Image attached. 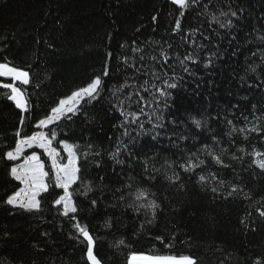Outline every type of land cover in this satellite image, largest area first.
I'll list each match as a JSON object with an SVG mask.
<instances>
[{"label":"trees","instance_id":"16d2710c","mask_svg":"<svg viewBox=\"0 0 264 264\" xmlns=\"http://www.w3.org/2000/svg\"><path fill=\"white\" fill-rule=\"evenodd\" d=\"M189 5L0 0V62L30 74L28 85L16 84L27 111L0 87V264H89L77 223L93 236L102 264H129L134 255L191 256L198 264H264V171L258 166L264 160V0H189ZM230 11L237 15H221ZM213 15L231 25L220 27ZM162 52L169 57L166 65ZM106 62L109 75L102 77L98 98L85 97L75 113L44 129L50 138V129L57 133L54 148L61 150L63 142L74 146L84 184L93 187L87 196L76 194L83 191L79 181L70 189L78 213L65 217L62 205L54 204L63 190L54 187L44 155L49 190L38 197L41 210L7 205L21 183L10 176L17 162L8 161L6 151L36 134L39 120L87 86ZM153 73L177 86L167 89L166 105L153 100L155 89L142 92L144 114L126 124L124 135L117 98L134 89L126 87L116 97L112 92L144 80L161 86L162 79ZM1 83L12 81L0 78ZM127 110L136 112L138 106L133 103ZM153 112L162 117V129H153ZM195 120L201 121L200 128ZM120 142L127 148H121L123 163L117 164L111 153ZM188 161L204 163L185 172L180 165ZM59 162L64 163L62 152ZM174 176L179 179H167ZM233 187L238 191L230 196ZM140 192L147 198L137 200ZM93 199L95 206L90 205ZM152 201L159 208L153 210Z\"/></svg>","mask_w":264,"mask_h":264},{"label":"snow or ice","instance_id":"6c2138e0","mask_svg":"<svg viewBox=\"0 0 264 264\" xmlns=\"http://www.w3.org/2000/svg\"><path fill=\"white\" fill-rule=\"evenodd\" d=\"M171 3L175 5H179L180 8L185 9L188 8L189 0H170ZM199 0H192V3H198ZM229 14L233 17L237 15V12L230 11L229 12H221V15L223 16H229ZM180 15L183 16V11L180 12ZM153 20H155V17H153ZM212 20L219 23L220 27L226 28L231 25V20H228L227 23H221L219 19L213 15ZM181 27L180 20L177 19L175 21V30H179ZM138 49H133V51H137ZM163 56V62L166 65L168 62L169 57L166 53H161ZM108 56L110 57L111 54L109 53ZM143 59V57H141ZM152 59H156V57H152ZM185 59L192 61L193 63H196V60L191 54H186ZM127 63V61H126ZM181 64H183V60L181 61ZM135 67V65H133ZM143 67V66H142ZM185 71H188V68H184ZM109 75L108 65L107 62L105 63L104 68L102 69L101 73L99 75H96L92 81L87 84V86L75 91L72 94L71 100L73 103L77 100L84 99L85 97L87 100H94L97 99L103 85V79L102 77H107ZM154 79L160 80L162 79V85L158 86L155 83L149 84L148 80H144L142 84H140L138 87L135 85H128L125 83L124 85H121L119 88H116L112 95L116 97L117 93H123L124 88H132L133 91H129L125 96L124 99L117 98V105L116 110L119 111L120 115L124 117V123H122L120 126L125 129L124 135H128L126 124L129 123H137L139 121V116L144 114V97L141 95V93H148L150 89H155V92L152 93L153 100L159 104L161 101L167 104L166 97L168 96L167 89L175 88L177 85L175 83H169V80L167 77H162L161 75H157L155 73L152 74ZM0 77H7L11 78L12 81H19L23 85H28L30 83V74L28 71L19 70L14 66H11L8 62H0ZM0 87L4 89H10V95L8 96V99L15 102V105L17 108H21L25 111H27L25 101L22 98L21 89L19 87H16L14 83H2L0 84ZM133 97H135V100H133ZM87 102V101H86ZM133 103H135L138 106V110L136 112H129L127 110L128 107H130ZM66 101L61 100L60 101V107L53 108L51 110L52 115L39 120V127H47L50 123H54L57 121V117L59 114L65 111ZM160 109H157L159 111ZM76 109L74 107H67V112H73L75 113ZM155 118V123L153 124V129L156 128H163L164 125L162 123V117L156 115L155 112L151 114ZM129 117H131V120H129ZM23 121L21 120V124ZM196 126V128L201 127V121L195 120L193 122ZM137 126L141 129H143V124L138 123ZM253 132H258L259 130L257 128L252 129ZM158 134V133H157ZM16 135H19V132L16 133ZM50 136L48 133L44 132H38L34 135L28 136L26 138L20 139L16 142L14 150L6 151L5 156L8 161H15L18 160L21 155L24 152L25 147L31 148L33 146L39 147L44 150V152L47 154V156L51 159V166L52 170L54 171V187L59 188L63 190V194L58 196V199L54 200V204L57 206L62 205V214L65 217H69L70 214H76L78 213L79 209L76 204V202L73 200L74 192L70 191L72 186L74 184H77L79 181L81 184H83V191L80 193H76L77 195H84L87 196L89 193L93 191L92 185L84 184V179L81 176V168L79 166V156L77 155L76 151L74 150V146L72 144H69L67 142H63V149L67 152V163H60V152L56 150V148H53L52 142L56 138L57 133L54 130L50 129ZM182 139H186V137H181ZM153 139H155V135L153 136ZM90 147V146H89ZM121 148H127V145L123 142H120L117 144V148L115 152L111 153L112 159L116 161L117 164H122L123 161L118 159V156L120 155ZM85 159H87L88 153H83ZM95 155L99 156L100 153L96 152ZM260 153H257V156H259ZM217 163H222L220 161L219 157L214 158ZM203 161H200L199 164L193 163L192 161H188L187 165H180L183 171L190 172L193 171L195 168L199 167L200 164H203ZM97 166H99V163L97 162ZM259 168L264 171V160L258 161ZM10 176L14 178L16 181L21 182L25 185L23 189H21L18 192H15L13 195L9 196L5 203L7 205H11L13 207H19L21 209H24L26 211H40L41 210V202L37 197L41 192H48L49 190V184L46 183V179L48 177V172L44 171V164L41 162L40 157L33 153L32 155L28 156L25 159V162L23 165L19 167H10ZM100 179H103L101 177ZM168 180H178V176L174 177H167ZM200 181H204L205 177L200 176ZM213 192L216 191L215 188L212 189ZM238 189L236 187L232 188V191L229 192V195L231 196L233 193L237 192ZM146 194L144 192H140L137 194L136 199H146ZM96 200L93 199L90 201L91 206H95ZM150 206L153 208V210L159 208V205L156 204L155 201H152ZM261 216H264V211L260 212ZM153 216H155V211H153ZM72 219H75V216L71 217ZM76 228L80 235L84 238L87 244L86 248V257L89 264H102V261L98 258V256L94 253V245L95 240L93 236L90 234V232L86 229V227L81 226L79 223L76 224ZM123 243V241H121ZM133 261H136L137 259L144 261L145 264H198L197 258L191 257V256H181V257H133Z\"/></svg>","mask_w":264,"mask_h":264},{"label":"rangeland","instance_id":"374dc122","mask_svg":"<svg viewBox=\"0 0 264 264\" xmlns=\"http://www.w3.org/2000/svg\"><path fill=\"white\" fill-rule=\"evenodd\" d=\"M0 78H2V79H5V80H11V78H7V77H0ZM12 81V80H11ZM13 83H20L19 81H12ZM2 84V83H1ZM2 88V87H1ZM10 90V89H9ZM82 100V99H81ZM64 101H66V104H65V106H64V108H65V111L64 112H62L61 114H59L58 115V117H57V121L59 120V119H61L62 117H64V116H66L67 114H69L70 112H67V107H69V106H71V107H74L75 108V106L79 103V101L80 100H77V101H75V103H73V101L71 100V97L70 98H68V99H64ZM61 105L59 104V106L58 107H60ZM40 130L38 131V132H44V129H45V127H43V128H39ZM37 132V133H38ZM45 133V132H44ZM52 147H53V144L51 145ZM54 148V147H53ZM61 150H58L57 148H56V150L58 151V152H62L63 154H64V163H67V152L63 149V144H61ZM29 152V153H28ZM33 153H36L39 157H40V160H41V155H44L45 156V158L48 160V162H49V164H50V166H51V159L47 156V154L44 152V150L43 149H41V148H39V147H36V146H33V147H31V148H27V147H25V149H24V152H23V154L21 155V157L18 159V160H15L17 163L15 164V166L14 167H19V166H21V165H23L24 164V162H25V159L28 157V156H30V155H32ZM41 162L44 164V162L41 160ZM51 168H52V166H51ZM44 171H46L45 170V164H44ZM47 172V171H46ZM52 172H54V171H52ZM21 183V182H20ZM25 187V185L24 184H22L21 183V188H20V190L21 189H23ZM19 190V191H20ZM42 193V192H41ZM40 193V194H41ZM39 194V195H40ZM39 197V196H38ZM38 197H37V199H38ZM134 256H132L131 257V259H130V261H129V264H145V262L144 261H141V260H139V259H137L136 261H133V258ZM135 257H137V258H139V257H149V256H144V255H138V256H135ZM153 258V257H152Z\"/></svg>","mask_w":264,"mask_h":264},{"label":"water","instance_id":"95a60500","mask_svg":"<svg viewBox=\"0 0 264 264\" xmlns=\"http://www.w3.org/2000/svg\"><path fill=\"white\" fill-rule=\"evenodd\" d=\"M94 248H95V245H94ZM89 263V262H88Z\"/></svg>","mask_w":264,"mask_h":264}]
</instances>
